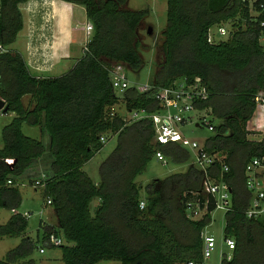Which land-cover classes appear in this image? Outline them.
<instances>
[{
	"label": "trees",
	"instance_id": "trees-1",
	"mask_svg": "<svg viewBox=\"0 0 264 264\" xmlns=\"http://www.w3.org/2000/svg\"><path fill=\"white\" fill-rule=\"evenodd\" d=\"M26 1L0 0V99L14 113L1 129L0 208L14 211L19 207L21 179H29L27 171L46 158L39 187L57 224L44 225L42 240L51 245V232L64 238L65 244L58 246L63 264L102 260L202 264L201 233L210 224L216 200L203 192L205 175L193 164L192 152L176 143H155L149 119L126 121L113 110L121 99L127 111H154L158 88L179 79L189 83L200 78L208 96L195 106L210 116L214 127L200 143L208 155L215 156L207 175L216 182L226 181L231 193L223 236L233 238L234 248L231 258H223L220 264H264V217L245 215L250 198L244 167L264 155V137L249 139L247 129L258 104L255 98L264 93L260 27L250 14L248 0H166L162 59L154 81L146 91L129 87L121 96L113 89L107 68L122 64L140 69L138 30L147 11L127 9L128 0H63L85 8L93 34L71 69L42 77L30 73L21 53L7 48L22 28L19 5ZM226 24L230 26L227 38L209 43V29ZM25 96L28 105L23 103ZM23 124L39 127L48 143L24 135ZM104 133L116 136L117 142L99 165L100 180L95 184L82 167L103 147L100 137ZM46 150L50 155H45ZM156 150L187 167L153 180L142 194L136 178ZM223 165L228 171L222 170ZM93 199L98 203L92 214ZM192 202L200 209L206 207L195 220L186 214ZM27 225L26 215L19 212L0 224V238L21 237L0 264H33L29 257L37 245L25 235Z\"/></svg>",
	"mask_w": 264,
	"mask_h": 264
},
{
	"label": "rangeland",
	"instance_id": "rangeland-1",
	"mask_svg": "<svg viewBox=\"0 0 264 264\" xmlns=\"http://www.w3.org/2000/svg\"><path fill=\"white\" fill-rule=\"evenodd\" d=\"M252 1L253 0H250V2ZM126 8L133 10H146L147 16L144 18V21L138 30L140 37L138 52L142 58V66L136 71L125 67L124 76L129 87L136 89H149L154 81L157 63H159L162 59L160 46L162 30L166 25V0H128ZM148 27H151L152 29L150 34L147 33ZM225 27L227 30H230V26L228 24H226ZM212 33L215 41L225 40L228 36V34L226 36L217 35L216 27L212 28ZM124 90L116 89L115 91L118 96H121ZM23 103L24 105L29 104L28 96L23 98ZM263 108L264 105L258 107L255 116L251 118L247 124L248 128H252L253 126L259 127L258 129L252 128L250 135L248 136L249 139L258 140L264 137ZM113 110L121 114L126 121L130 120V117L132 116V112L125 109V105L121 99L120 102L114 106ZM188 114L190 115V119L187 124L182 126L181 131L189 140H195L202 143L205 137L209 136L212 132L208 131L205 126L202 124L200 125L199 123L202 122V119L207 120L209 117L206 116L204 111H191ZM13 117L14 113L11 111L6 113L0 112V147H2L1 129L4 125L9 123ZM196 123H198L199 126L196 127ZM22 132L26 136L43 139V142L47 144V139H45V135L39 127L23 124ZM102 136L106 139L103 147L83 165V169L91 176L94 182L97 183L100 180L98 171L99 165L111 154L117 142V138L114 135L104 133ZM46 154L50 155L48 150H46L45 155ZM46 162V158L38 161L33 169L36 174L31 173L28 176L29 179L25 177L21 179L18 185L21 192V203L14 211L26 215L28 225L25 235L36 241L37 248L29 257V259L33 260V264H63L60 248L58 246L46 244L42 240L44 223L46 222L47 224H52L55 223L56 220L52 207L50 205H46L45 203L42 195V188L35 187L32 184L35 180H39L41 173L46 171ZM186 167L187 163H174L167 160L165 164H162L155 157H153L147 164L145 170L136 178V181L142 187L141 193L143 194L145 192V185L153 182V180L165 179L173 173L184 172ZM96 205L97 199H94L90 205L92 213ZM188 206L186 214L194 220L201 217L204 213L202 212V209H198V203L196 202L189 203ZM14 211L0 208V224H4ZM224 213L225 211L220 208H216L210 213V224L203 230V234H211L214 237L215 247L211 252L210 257L204 259L202 264H220L221 260L231 252L227 249L223 236V229L225 225ZM20 239L21 237L0 238V259L4 257L8 250L14 248L20 242ZM40 249H42L43 252H40ZM96 264L121 263L117 260H102Z\"/></svg>",
	"mask_w": 264,
	"mask_h": 264
},
{
	"label": "built area",
	"instance_id": "built-area-1",
	"mask_svg": "<svg viewBox=\"0 0 264 264\" xmlns=\"http://www.w3.org/2000/svg\"><path fill=\"white\" fill-rule=\"evenodd\" d=\"M256 1L257 0H253L250 2V0H248L250 14L253 20H258V25L260 27L258 39L264 52V0L259 2L258 8H253V3ZM214 27H216L217 35H229V30L226 29L225 25H215ZM212 28H210L208 31L207 40L209 43H216L218 41L214 40ZM87 29H93L91 23L87 25ZM2 50L3 49L0 46V51ZM107 69L109 70L112 87L114 90H124L129 88L128 82L124 76V65L114 64ZM146 90L148 89L142 88L141 92ZM207 96L208 94L206 87L202 84L200 78H195L189 83L182 79L175 80L169 86L160 87L155 91L154 98L158 104L156 110L147 111L143 108L130 110L132 112V116L130 117L129 121L149 119L153 126V141L155 143L160 145L176 143L192 152L193 164L205 175L202 187L203 192L215 198L216 208L227 211L229 210L231 202L229 185L226 181L216 182L211 180L207 175V168L215 161V156L208 155L203 150L199 142L195 140H189L181 131L182 126L187 124L190 119V115L188 113L191 111H199L197 110L195 104L200 100H206ZM255 100L258 103H264V93L260 92ZM205 114L207 117H209V119H202V122L199 124L205 126L208 131H213L214 127L211 118L207 113ZM199 124L196 123V127L199 126ZM100 141L105 143V137L101 136ZM154 156L162 164H165L167 161L166 156L161 150H156ZM222 170L228 171V166L223 165ZM244 181L250 198L248 207L245 210L246 218L250 219L264 217V155L254 157L246 163L244 167ZM8 183H10V181H8ZM34 186H42V183L39 180H36ZM47 203H50V201L47 200ZM139 206L143 207L144 202L141 201ZM205 208L206 207L202 209V212H205ZM198 209H200L199 205ZM201 237L203 239L202 257L204 260L209 258L211 252L214 250L215 239L211 234L205 235L203 232L201 233ZM48 241L53 246L65 244L64 238L57 236L53 232L48 235ZM224 241L227 249L231 251L234 248L233 238H224ZM40 252H43V250L40 249ZM226 258H231V252L226 256Z\"/></svg>",
	"mask_w": 264,
	"mask_h": 264
},
{
	"label": "crops",
	"instance_id": "crops-1",
	"mask_svg": "<svg viewBox=\"0 0 264 264\" xmlns=\"http://www.w3.org/2000/svg\"><path fill=\"white\" fill-rule=\"evenodd\" d=\"M19 9L22 14V28L7 48L21 53L30 73L35 76H59L71 69L83 55L93 34V30L87 29L90 21L85 8L63 0H27L19 5ZM262 105L264 103H258L256 110ZM252 128L247 127L249 131ZM42 132L48 143V136ZM33 169L26 174L34 173ZM89 177L91 178L90 175ZM91 180L94 182L92 178ZM56 224L57 221L52 224L44 223L51 226Z\"/></svg>",
	"mask_w": 264,
	"mask_h": 264
},
{
	"label": "water",
	"instance_id": "water-1",
	"mask_svg": "<svg viewBox=\"0 0 264 264\" xmlns=\"http://www.w3.org/2000/svg\"><path fill=\"white\" fill-rule=\"evenodd\" d=\"M151 31H152L151 27H148L147 33L150 34ZM8 111H9V106L3 100L0 99V112L6 113Z\"/></svg>",
	"mask_w": 264,
	"mask_h": 264
}]
</instances>
